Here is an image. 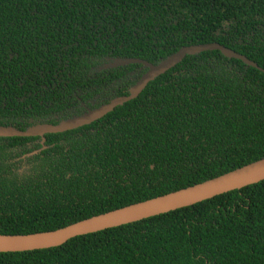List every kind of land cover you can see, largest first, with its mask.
I'll return each instance as SVG.
<instances>
[{
  "label": "trees",
  "instance_id": "trees-1",
  "mask_svg": "<svg viewBox=\"0 0 264 264\" xmlns=\"http://www.w3.org/2000/svg\"><path fill=\"white\" fill-rule=\"evenodd\" d=\"M212 42L260 68L201 51L99 119L46 133L45 148L40 136L0 137V234L54 230L264 157V0H0V124L19 129L32 124L3 98L31 68L78 77L109 52L156 64ZM0 264H264V179L57 246L0 252Z\"/></svg>",
  "mask_w": 264,
  "mask_h": 264
},
{
  "label": "water",
  "instance_id": "water-1",
  "mask_svg": "<svg viewBox=\"0 0 264 264\" xmlns=\"http://www.w3.org/2000/svg\"><path fill=\"white\" fill-rule=\"evenodd\" d=\"M205 50H219L227 58L239 59L247 65L260 68L244 55L216 42L182 46L156 64L140 58H116L113 65L139 63L147 68L146 72L129 88L128 95L116 97L96 109L64 119L57 124L36 123L24 129H19L13 125L0 124V137L40 136L41 139H44L43 135L45 133L61 132L89 124L111 111L115 106L136 97L150 80L179 63L186 55ZM263 179L264 157L202 182L92 215L54 230L27 234H0V252L25 251L57 246L77 235L96 232L189 206Z\"/></svg>",
  "mask_w": 264,
  "mask_h": 264
},
{
  "label": "flooded vegetation",
  "instance_id": "flooded-vegetation-1",
  "mask_svg": "<svg viewBox=\"0 0 264 264\" xmlns=\"http://www.w3.org/2000/svg\"><path fill=\"white\" fill-rule=\"evenodd\" d=\"M116 58L120 57L111 55L109 52L98 59L93 71L83 72L78 77H73L69 73V78H62L58 76V72L49 76V73L44 72L43 69L37 71V67L31 68L29 74L26 75L27 81L18 82L19 88L17 89L10 87L7 98H3L5 100L3 106L6 102L13 103L15 99L24 110L23 114L17 117L26 119L32 125L36 123L57 124L64 119L82 115L116 97L128 95L129 88L147 70L141 64L136 70L126 69V64L113 65ZM42 81L45 83L39 85L38 82ZM48 83L51 85L47 86ZM17 109L18 107L15 106V110ZM45 119L55 122H48ZM45 134L44 139L41 137L39 139L40 148L46 147ZM40 148L33 149L27 154L37 153Z\"/></svg>",
  "mask_w": 264,
  "mask_h": 264
}]
</instances>
